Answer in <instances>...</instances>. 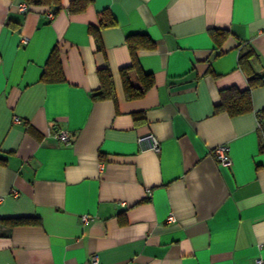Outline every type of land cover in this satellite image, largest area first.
<instances>
[{"label": "crops", "instance_id": "1", "mask_svg": "<svg viewBox=\"0 0 264 264\" xmlns=\"http://www.w3.org/2000/svg\"><path fill=\"white\" fill-rule=\"evenodd\" d=\"M70 1L0 0V218L40 219L0 224V264H264V84L250 112L214 108L264 76V0ZM103 9L116 24L98 51L89 26ZM140 32L156 43L137 50L153 85L127 100L119 69ZM52 51L63 81L40 80ZM102 67L114 100L91 95ZM146 133L158 152L140 149Z\"/></svg>", "mask_w": 264, "mask_h": 264}, {"label": "trees", "instance_id": "2", "mask_svg": "<svg viewBox=\"0 0 264 264\" xmlns=\"http://www.w3.org/2000/svg\"><path fill=\"white\" fill-rule=\"evenodd\" d=\"M28 5H37L52 2L60 8L59 0H25ZM90 0H71L68 9L71 12H80L85 9ZM54 12V11H53ZM116 24L115 18L108 9H103L98 13V24L90 25L89 32L96 42V49L102 51V44L99 38V30L104 27H112ZM217 29H211L214 33ZM219 41V40H218ZM126 44L129 48L130 63L119 69L124 96L127 100H133L142 97L146 91L153 85L151 73L145 72L137 57L139 49H153L155 41L145 32L132 33L126 36ZM242 56L240 62L242 63ZM97 78L99 86L92 91L94 99L111 98L115 99V92L111 73L107 67L97 69ZM40 80L45 82H58L64 80L61 64L55 51L49 55L45 67L41 73ZM264 84V76L251 75L248 77V87L239 90L236 87L222 89L219 93V102L214 105L215 112H226L230 116H235L252 111L250 91L251 88ZM142 117V116H141ZM139 114H134L135 120H140ZM0 224H6L8 227L21 224H40V219L34 216H17L0 218Z\"/></svg>", "mask_w": 264, "mask_h": 264}, {"label": "built area", "instance_id": "3", "mask_svg": "<svg viewBox=\"0 0 264 264\" xmlns=\"http://www.w3.org/2000/svg\"><path fill=\"white\" fill-rule=\"evenodd\" d=\"M19 10L21 12H25L28 10V4L22 3L19 5ZM53 10L48 12V17H53ZM23 42H26V38H22ZM18 117L14 116V121H17ZM55 138L62 141L64 144L68 145L72 142L73 135H71L67 131H55L54 133ZM137 143L139 144L140 149H150L155 152L159 151V141L158 139L152 134V133H146L143 135H140L137 138ZM213 155L219 161L221 165H228L230 163L229 155H228V147L225 144L217 145L213 149ZM15 194V192H14ZM81 220L83 222H87L91 220L93 217L87 214L81 215ZM89 264H99L98 256L95 253H92L89 257ZM255 264H262L261 259H256Z\"/></svg>", "mask_w": 264, "mask_h": 264}]
</instances>
